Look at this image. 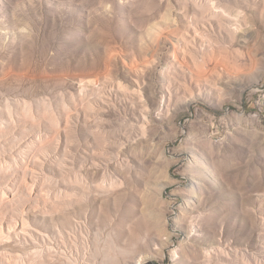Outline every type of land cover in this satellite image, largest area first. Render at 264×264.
<instances>
[{"label": "rangeland", "instance_id": "374dc122", "mask_svg": "<svg viewBox=\"0 0 264 264\" xmlns=\"http://www.w3.org/2000/svg\"><path fill=\"white\" fill-rule=\"evenodd\" d=\"M0 264H264V0H0Z\"/></svg>", "mask_w": 264, "mask_h": 264}]
</instances>
